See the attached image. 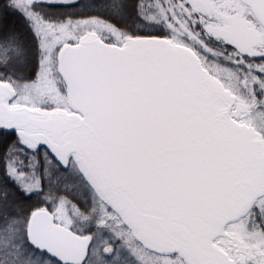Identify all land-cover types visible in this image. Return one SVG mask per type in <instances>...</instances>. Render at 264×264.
<instances>
[{
    "label": "water",
    "instance_id": "95a60500",
    "mask_svg": "<svg viewBox=\"0 0 264 264\" xmlns=\"http://www.w3.org/2000/svg\"><path fill=\"white\" fill-rule=\"evenodd\" d=\"M241 1L264 28V0ZM60 63L84 120L1 112L53 136L62 165L80 153L145 238L183 248L191 264H231L209 239L241 209L262 160L260 141L219 112L220 90L194 56L165 40L126 48L90 40L63 50ZM5 91L0 84L1 97ZM32 215V247L62 264L85 262L88 237L54 224L46 210Z\"/></svg>",
    "mask_w": 264,
    "mask_h": 264
},
{
    "label": "rangeland",
    "instance_id": "374dc122",
    "mask_svg": "<svg viewBox=\"0 0 264 264\" xmlns=\"http://www.w3.org/2000/svg\"><path fill=\"white\" fill-rule=\"evenodd\" d=\"M90 1L98 2L0 0V79L12 88L11 104L31 111L48 106L66 111L59 54L87 40L118 48L165 40L192 54L221 91L215 101L218 110L229 108V119L255 132L262 142V160L241 211L215 229L211 243L236 264H264V29L239 0H185L184 16L168 9L170 0H107L109 6L101 12H89ZM69 2L78 3L70 10L81 9L82 15L70 17L67 10L51 8ZM31 56L39 69L28 65ZM252 57L256 59L248 60ZM19 71L26 82L19 81ZM47 160L43 154L37 178L16 174L25 192L39 190L43 197L16 204L12 212L0 207V264H58L24 242L36 206L48 209L58 224L78 234L90 232L93 244L86 264H188L182 252L162 251L128 230L122 235L120 205L102 191L101 180L82 155L70 158L66 172Z\"/></svg>",
    "mask_w": 264,
    "mask_h": 264
},
{
    "label": "flooded vegetation",
    "instance_id": "af4514ba",
    "mask_svg": "<svg viewBox=\"0 0 264 264\" xmlns=\"http://www.w3.org/2000/svg\"><path fill=\"white\" fill-rule=\"evenodd\" d=\"M184 1L185 0H170V3L168 4V9L170 10L172 8L171 12H174V13L179 14L181 16L179 11L182 12V15L185 13V12H183L184 11V5H185ZM239 1L243 5L247 6L249 8V10L251 11V9L248 5L243 3V1H241V0H239ZM73 3H76V2H69V4H73ZM178 7L180 8V10L178 9ZM169 10H167L168 14H170ZM251 13H252V11H251ZM252 15H253V18L256 19V17L254 16L253 13H252ZM14 18H16V16H14ZM188 21L190 23H192L191 20H188ZM257 22L260 24V22L258 20H257ZM262 28H263V26H262ZM186 39L191 40L192 42L195 41L193 38H190L188 36H186ZM200 39H201V37H200ZM87 41H90V40H87ZM84 42H86V41H84ZM105 44H107V43H105ZM197 45H198V43H197ZM68 47L69 46L63 48L60 51L59 60H58V67H59L58 73H60L59 75H61L62 82H63L61 90L67 91V97L65 95L62 96L63 98L65 97V99H64L65 101L64 100L63 101L67 105L66 111L62 110V108H55V106H48V107L40 108L37 111H33V110L31 111V109L29 107L24 106L22 104L12 105L11 104L12 88L9 85V83L0 79V84L6 86V91H5L4 96H2V97L0 96V188L5 187L9 191H13L15 189L16 194H19L18 191L20 189L24 194H28L27 192L24 191L25 188L22 187V184L20 183V182H22V179L18 178V177L24 176V178H25L26 176H28V177L37 178L38 174L40 175V173L42 172L43 154L48 158L47 162L51 166H56L57 169H60L61 171H64V172H66L68 170L69 160L75 154L68 155L65 166L62 165V163L58 160V158L55 156V153L52 150V145L58 144L56 139H53V136L49 135L48 132L43 130V129H37V130H33V131L31 129H23V128L19 127L20 126L19 124H21L23 122L22 120H20V119L11 120L10 117H7L5 114H3V112H1V110H6V109L13 110V111H22L25 109L30 116L36 117L39 119H46V118H51V117L53 118L54 115H58L70 123H73V122L76 123V122L84 120L83 114L76 107L74 100H73L71 94L69 93V90H68V87H67V84H66V81L64 78V74H63V71L61 69L62 65L60 63V56H61V53L63 52V50H65ZM199 47L202 48L201 45H199ZM252 59H256V58L252 57V58H249L248 60H252ZM28 60H29L28 65L31 66L30 67L31 69L32 68H35L36 70H37V68L39 69V62L36 63V61L33 60L32 56L29 57ZM25 65H26V63H25ZM0 69L2 70V68H0ZM28 74H30V73H28ZM31 76L36 77V74H34L32 72ZM261 77H263V76L261 75ZM24 78H25L24 73L19 71V81H21L22 83L26 82ZM221 95L222 94L220 91L219 96L215 100L216 102L221 97ZM225 111H227V113H228L227 118H228V120H230L229 119V108ZM219 112H224V110H220ZM231 122H233V121H231ZM233 123H235V122H233ZM235 124H238V123H235ZM238 125H240V124H238ZM245 129L248 130L247 128H245ZM50 130L52 132H54L55 138H61V136L59 134H57L56 131H53L52 128H50ZM248 132H251L254 136L256 135L255 132H252V130H248ZM67 139H68V136L65 135V133H64V140H67ZM260 143H262V142H260ZM16 174L17 175L19 174V176L17 177ZM85 188L89 193L92 194V191L88 186H86ZM41 194H43L41 191H39V190L35 191L34 190L33 192L29 193V196L30 195L38 196ZM38 210H46L47 212H49V214L52 216L54 224L62 226L65 229L73 232L74 234L79 235L80 237H88L89 238L90 244H89L88 251H87V257H86L85 262L82 263V264H86L89 260V252H90L91 246L93 244V239L91 237L90 232L88 234H84V235L78 234L74 230H72V229H70L64 225L58 224L57 221L55 220L53 214H51V211H49L48 209L39 208V209H37V211ZM118 210H119V214L121 215V216L118 215V218L120 221L123 220L122 221V228H123L122 231L124 233L122 235L124 236V234L126 233L125 230L131 231V233H133L132 235L136 238L138 237V235H141L140 232L138 231V229L136 227H134L132 222L126 217L124 211L121 209L120 206L118 207ZM37 211L35 210V211H33V213L30 214V217L28 218L29 223H30V220L32 218V214H34ZM112 212L114 213L115 211H112ZM216 228H219V227H215L213 229V233L209 239V243L213 247H214V245L211 243V238L213 237L214 231ZM134 232H135V234H134ZM144 239H146V238H144ZM146 240L150 244H154L155 246H157L162 251H166L168 253L182 252L184 259L188 262V264H191L188 261L187 255H186L185 251L183 250V248H178V250H176V251H173V250L170 251L168 248H164V247L152 242V240L151 241L148 239H146ZM24 242L27 243L30 248H32V246L30 245L29 240H28V229H27V236H26V239ZM134 242H136V240ZM214 248H216V247H214ZM32 249L35 250L36 252H38V250H36L34 248H32ZM216 249L219 250L220 252H222L225 255V257H227V259L230 261L231 264H236L235 260L231 256H227L226 253H224V251L221 249H218V248H216ZM38 253H41L43 255L50 257L52 260L56 261L58 264H62L61 262H59V260L55 259L54 257H52L51 255H49L47 253H43L42 251L41 252L39 251Z\"/></svg>",
    "mask_w": 264,
    "mask_h": 264
},
{
    "label": "trees",
    "instance_id": "16d2710c",
    "mask_svg": "<svg viewBox=\"0 0 264 264\" xmlns=\"http://www.w3.org/2000/svg\"><path fill=\"white\" fill-rule=\"evenodd\" d=\"M97 1L100 3L99 5H98V2H97V4H94L92 1H90L88 3L89 7H91V8H88L86 6L88 8L89 12H94V11L101 12L102 10L105 11V8L109 6L107 0H97ZM103 2H105V3L101 6V4ZM77 4L78 3L68 4V6L66 4L65 5H57V6L51 5V8H53V7L59 8L61 10V12L67 10L66 13H69L68 15H70V17H76L77 18V17H79L80 14L82 15V10L81 9H76L74 11L70 10V8L78 7ZM68 10H70V11H68ZM84 10H86V8H84ZM1 13H3V15H5L4 11ZM18 193L19 194L15 193V189L13 191H9L5 187L0 188V194H2V195H0V203H1L0 207L2 209H4V208L9 209L8 211L12 212L13 209H16V204L26 203V202H28V200L31 202L32 200H35L37 198L41 199L43 197L42 196L43 194L38 195V196H33V195L29 196V194H24L20 189H19ZM39 208H41V207L36 206L33 210H37ZM25 244H27V243H25Z\"/></svg>",
    "mask_w": 264,
    "mask_h": 264
}]
</instances>
